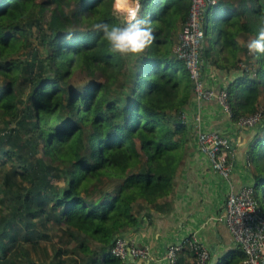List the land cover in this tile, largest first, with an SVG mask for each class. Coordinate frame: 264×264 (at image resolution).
Wrapping results in <instances>:
<instances>
[{
  "label": "trees",
  "instance_id": "16d2710c",
  "mask_svg": "<svg viewBox=\"0 0 264 264\" xmlns=\"http://www.w3.org/2000/svg\"><path fill=\"white\" fill-rule=\"evenodd\" d=\"M190 3L140 0L154 39L121 56L96 28L127 22L113 0H0V264H121L115 237L161 207L186 141L192 83L174 44ZM262 25L264 0H217L200 58L239 70L221 87L232 121L262 108L247 159L264 217V54L247 48ZM245 257L236 246L212 264Z\"/></svg>",
  "mask_w": 264,
  "mask_h": 264
},
{
  "label": "crops",
  "instance_id": "0c3cea01",
  "mask_svg": "<svg viewBox=\"0 0 264 264\" xmlns=\"http://www.w3.org/2000/svg\"><path fill=\"white\" fill-rule=\"evenodd\" d=\"M201 68L205 86L213 89L225 86L239 74L238 69H216L204 59ZM182 114L186 122V141L172 178L170 193L159 199L161 207H146L137 216L136 224L128 226L120 234L137 245H147L155 258L134 257L127 252L121 264H165L163 255L167 245L191 233L207 247V264H212L237 246L221 214L229 191L253 183L247 149L260 123L242 127L230 119L215 97L198 100L193 93H190ZM195 115H198V120H195ZM198 130H216L228 137L233 155L228 177L215 172L208 157L199 150ZM185 253L181 252L178 256L189 264L191 258L185 257Z\"/></svg>",
  "mask_w": 264,
  "mask_h": 264
},
{
  "label": "built area",
  "instance_id": "2783aa9c",
  "mask_svg": "<svg viewBox=\"0 0 264 264\" xmlns=\"http://www.w3.org/2000/svg\"><path fill=\"white\" fill-rule=\"evenodd\" d=\"M216 1L191 0L188 17L182 24L180 37L174 44V51L184 60L190 74L192 93L196 99L215 97L225 112L230 115L225 89L215 91L213 88L204 86L201 73L200 47L203 37L204 11L207 6L215 4ZM238 64L243 70L249 68L243 60H240ZM261 111L262 109H259L252 115L242 116L237 123L242 127L252 125L260 120ZM194 118L198 120V115ZM182 119L185 120L183 114ZM197 142L199 150L208 157L211 168L219 175L228 177L233 166L228 137L216 130H198ZM221 219L227 225L237 246L246 255L241 264H264V217L253 197L251 185L242 186L226 194ZM184 248L192 253L193 264H207L209 251L194 233L167 245L163 255L165 264H177L178 254ZM110 252L121 260L127 252L134 257L155 258L147 245H137L132 239L121 235L115 237Z\"/></svg>",
  "mask_w": 264,
  "mask_h": 264
},
{
  "label": "clouds",
  "instance_id": "9594fccd",
  "mask_svg": "<svg viewBox=\"0 0 264 264\" xmlns=\"http://www.w3.org/2000/svg\"><path fill=\"white\" fill-rule=\"evenodd\" d=\"M140 7V0H113L114 11L127 17L125 25L122 27L96 25L97 29L102 30L111 51L121 56H137L152 43L154 39L152 29L142 26L145 22L137 18ZM247 48L250 53L264 54V25L260 27L257 38L247 44Z\"/></svg>",
  "mask_w": 264,
  "mask_h": 264
},
{
  "label": "rangeland",
  "instance_id": "374dc122",
  "mask_svg": "<svg viewBox=\"0 0 264 264\" xmlns=\"http://www.w3.org/2000/svg\"><path fill=\"white\" fill-rule=\"evenodd\" d=\"M119 17L122 19V20H125V19H127V17H126V15H124V14H122V13H120V15H119ZM125 21H127V20H125ZM241 36V35H240ZM240 36H239V38H240ZM243 40H244V42L247 40V38H249L248 36L244 39L243 38V36L241 37ZM241 39V40H242ZM250 39V38H249ZM240 40V39H239ZM240 60H243V61H245L244 59H243V57L242 58H240ZM239 60V61H240ZM239 61H237V63H239ZM246 62V61H245ZM247 63V62H246ZM237 65H239V64H237ZM249 67V66H248ZM79 82H80V79H78V80H75V81H73V85H79ZM263 98L261 99V103H263ZM259 106H261V105H259ZM258 106V107H259ZM259 109H262L261 107H259L258 108V110ZM262 112V111H261ZM108 182H105L103 185H106ZM209 259V258H208Z\"/></svg>",
  "mask_w": 264,
  "mask_h": 264
},
{
  "label": "water",
  "instance_id": "95a60500",
  "mask_svg": "<svg viewBox=\"0 0 264 264\" xmlns=\"http://www.w3.org/2000/svg\"><path fill=\"white\" fill-rule=\"evenodd\" d=\"M179 37H180V33H179V35H178ZM202 48V47H201Z\"/></svg>",
  "mask_w": 264,
  "mask_h": 264
}]
</instances>
